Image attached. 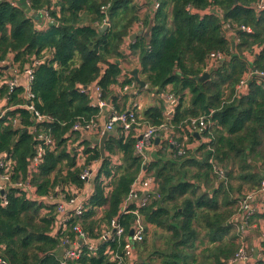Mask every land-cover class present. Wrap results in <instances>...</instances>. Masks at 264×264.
Returning a JSON list of instances; mask_svg holds the SVG:
<instances>
[{"label":"trees","instance_id":"obj_1","mask_svg":"<svg viewBox=\"0 0 264 264\" xmlns=\"http://www.w3.org/2000/svg\"><path fill=\"white\" fill-rule=\"evenodd\" d=\"M255 1L156 0L159 7L147 35L130 42L131 29L139 21L133 0H20L16 6L0 2V64L23 69L32 59L40 60L31 84L33 105L50 119L36 122L21 107L23 87L8 93L5 81L10 69L0 68V107H14L0 117V158L11 163L7 204L0 202V256L8 264H116L107 247L122 254L124 239L102 242L96 253L84 250L79 259L65 261L63 243L76 241L73 228L77 225L89 239L98 240L114 218L128 235L134 216L119 211L142 172L154 178L156 187L139 212L146 235L153 227L160 242L150 250L145 235L136 245L135 264H231L239 247L232 224L235 207L241 196L259 186L264 172L263 87L252 79L235 95L247 69L264 71V11L256 14L250 8ZM103 6H108L105 13ZM104 21L108 28L100 33ZM211 52L223 53L225 60L208 68ZM127 54L137 59L139 77L147 86L141 89L136 84L137 90L163 93L169 87L167 94L177 99L168 115L175 143L159 140V149L147 152L143 161L135 153L138 127L126 133L116 124L105 140L104 158L89 140L79 143L86 159L78 167L73 143L79 135L72 128L96 121L100 114L91 105L92 88L98 85L102 99L118 113L131 108L126 107L127 96L113 92L114 86L123 88L133 82L127 76L119 81ZM204 74L207 77L200 80ZM84 87L87 91L81 92ZM166 112L165 98L160 97L137 117L140 124L159 126L167 121ZM209 115L202 135L189 128L190 119ZM41 132L54 139L55 148H45L33 173L29 162ZM196 140L197 147L189 149L188 143ZM115 158L119 164L113 166ZM92 162L99 167L85 211L71 216L64 230L57 229L58 197L70 199L73 189L83 188L80 174ZM19 179H29L38 199L12 187ZM49 196L53 199L47 201ZM128 209L134 210L135 205ZM251 220H264V211ZM254 264H264V243Z\"/></svg>","mask_w":264,"mask_h":264},{"label":"built area","instance_id":"obj_2","mask_svg":"<svg viewBox=\"0 0 264 264\" xmlns=\"http://www.w3.org/2000/svg\"><path fill=\"white\" fill-rule=\"evenodd\" d=\"M20 0H0L1 3H8L10 6H16ZM154 2V11L159 7V4L156 0ZM108 6L101 7V11L103 13L106 12ZM250 8L254 10L256 14L264 11V0H256L251 4ZM44 17L47 19L49 23H53L52 20L48 17L47 13H43ZM103 25H108L105 23ZM226 29H229L228 25L224 26ZM242 31L250 32V29L244 26L240 28ZM225 60V55L221 52H211L207 57V66L214 67L217 66L218 63H221ZM39 59H32L31 65L24 67L23 69H19L17 66L13 64H7V62H2L0 64L1 68L7 67L9 68V77L6 79L5 84L8 87V93H13L18 87H23L24 89V104L21 106L22 108L27 109L34 116L36 122L49 121V117L38 113L33 105V93L31 92V84L33 82V74L34 69L37 65H39ZM6 69V70H7ZM256 79L257 84H261L264 90V71H257L253 68L247 69L239 83L236 85V94H240L247 87V83L249 80ZM136 82L133 80L130 85H126L122 88L125 92L129 90L131 87H135ZM87 91V88L84 87L81 89V92ZM234 95V96H235ZM90 96L92 99L91 105L93 107H97L99 112L101 113L106 108V102L102 99L101 89L98 85L94 86L90 92ZM167 108V120H169V116L173 112V108L177 103V99L171 95L166 94L164 96ZM1 104V101H0ZM14 107L10 109H1L0 107V117H2L6 111L12 110ZM137 105L133 104L130 109L125 112L118 113L117 111H113L108 117L107 122L104 124V131L111 132L113 127L118 124L126 133L138 127L137 132V141L135 143V153L140 156L143 161L147 160V150L152 147L153 141L158 138L159 140H169L172 143V139L170 136L171 126L169 124H161L159 126L153 125H143L140 124L137 117ZM136 109V110H135ZM209 116H201L199 118L190 119L189 128L195 132L197 135H202L209 125ZM17 118L14 119L13 124L15 125ZM168 123V122H167ZM97 128V123L94 119H91L88 123L81 125L79 123L75 124L72 128L73 131H94ZM33 131V128H31ZM38 145L36 147V153L31 158L30 171L37 172L38 165L40 164L42 157L44 155L45 148L52 150L55 148L54 139L44 132H41L37 136ZM173 145V144H172ZM78 160L81 162L78 167H81L85 163L86 155L83 153V147L77 150ZM184 151L180 148L178 154H183ZM114 164V165H113ZM118 161L113 159L112 165H118ZM11 163L5 164L3 157L0 158V202L3 206L7 204V186L10 182V171L9 166ZM219 175L222 174L221 171H217ZM94 177V172L91 168H85L83 172L80 174V179L86 183L92 181ZM12 187L21 189L26 191L27 197L30 199H38L34 194V189L31 186L29 179L17 180L13 182ZM156 187V183L154 178L151 175H145L142 172L137 179L134 181L131 190L129 191L127 198L122 205L119 213L121 215L132 214L134 216L130 230L128 235L125 234V228L121 225L116 218L112 219L108 228L104 229L101 233V236L98 240L89 239L88 236L80 230V227L77 225L73 228V231L76 233V241L74 243L64 242V252H63V260H76L79 259L83 254V251L86 250L90 253H96L98 250V245L102 242H107L109 244L112 243H120L121 239H124L122 244V254L117 252H112L107 247V251L111 253V261L116 264H133L136 261V248L138 244H140L146 235V225L143 220L139 209L145 207L149 203V199L151 194L154 192ZM83 189V188H82ZM74 190V196L70 199H65L64 195L58 197L56 211L58 214L57 222L58 227H62V230L65 229L66 221H68L71 216L78 217L83 214L85 211V202L87 195L83 193V190ZM92 194V192H91ZM52 196H49L46 200H52ZM130 205H135L134 210H129L128 207ZM237 211L233 215L232 224L235 227L237 237L236 242L239 247L231 259V264H254L257 258H261L262 252V244L264 243V230L259 234L258 244L260 247L257 251V258L253 260V251L248 245V236L249 232L255 227V222L251 220V218L258 213H262L264 211V172L261 174L259 186L240 197L237 207ZM72 213V214H69ZM252 221V223H251ZM130 232L132 233L130 235ZM0 264H8L5 259L0 256Z\"/></svg>","mask_w":264,"mask_h":264},{"label":"crops","instance_id":"obj_3","mask_svg":"<svg viewBox=\"0 0 264 264\" xmlns=\"http://www.w3.org/2000/svg\"><path fill=\"white\" fill-rule=\"evenodd\" d=\"M53 2H55L56 0H52ZM133 3L137 6V13H138V18L139 21L137 23L134 24L133 28L131 29L129 38L127 39L128 42H130L132 35H135V38H137L140 35H144L146 36L148 33V30L150 28V26L152 25V17L154 15V2L153 0H133ZM134 38V39H135ZM124 50H126L127 52V47H124ZM128 56L126 57V60L123 62V74L121 76V78L119 79L120 82H122L123 80H125V78H130V76L126 73L127 71H132V70H138L137 68V59L135 57H133V55L131 54H127ZM248 62H251L253 60L252 57H248ZM138 75H139V70H138ZM127 76V77H126ZM140 78V77H139ZM147 87V86H146ZM146 87L144 89H146ZM113 92L115 93V95H118L119 97L121 96H127L126 98V107L130 108L133 104L137 105V113L139 115H141V113L143 112V110H145L148 107H151L153 105H155L158 102V99H160V97L162 95H164L163 93H168L169 92V87L165 88V92L163 93H157V92H147L146 90H137L135 87H131L129 90L127 91H123L122 88H120V85H116L113 87ZM164 99V97H163ZM123 102L120 101L119 104H122ZM132 104V105H131ZM113 111H116L115 108L113 106H111L108 102L106 103V108L104 109V111H102L96 118V123H97V128L94 131H76L77 134L79 135V139L77 141H75L73 144L76 147V152L77 150H79L82 146L79 145V143L82 140H89L90 143L92 145H94V141L99 140L104 132V124L107 122L108 117L110 116L111 113H113ZM113 133V132H112ZM111 133V134H112ZM70 143H72L70 141ZM184 144L187 143L186 139H183ZM199 144L198 140L188 143L187 147H189V149H195L197 147V145ZM159 145V142L154 143V145L152 147H150L147 152H155L156 150H158L159 148L157 147ZM158 148V149H157ZM78 155V153H77ZM76 155V156H77ZM114 160L119 161L118 158H115ZM260 162V161H259ZM257 162V163H259ZM254 166H256L257 163L252 162ZM81 165V162L79 160H77V166ZM261 163H259L258 165H260ZM89 168H91L93 170V172L96 174L98 167H99V163L98 162H92L88 165ZM226 174V173H225ZM262 174V173H261ZM247 187H243L241 190L245 191ZM67 189V188H66ZM93 189V180L89 181V183H84L83 186V193L86 195H89V193L92 192ZM248 190V189H247ZM58 201V199H57ZM255 222V227L249 232V236H248V245L249 247L252 249L253 251V260H255L257 258V251L258 248L260 247V245L258 244L259 241V234L260 232H262L264 230V220H255L253 221ZM154 228L153 227H148V232L146 235V244H148V248L151 250L152 246L157 244L159 245V240H158V236H154ZM205 244H206V240ZM202 249V246H200L199 248H197V253H199V251ZM138 248H136V261H134L133 264L137 263L138 261ZM259 258V257H258Z\"/></svg>","mask_w":264,"mask_h":264},{"label":"water","instance_id":"obj_4","mask_svg":"<svg viewBox=\"0 0 264 264\" xmlns=\"http://www.w3.org/2000/svg\"><path fill=\"white\" fill-rule=\"evenodd\" d=\"M108 28V25H102L100 28H99V32L102 33L103 31H105L106 29ZM135 38V35H132L131 39H134ZM1 68V67H0ZM5 70L7 69V67L4 68ZM131 78H133V80L136 82V84L139 86V88H145L146 87V84L144 81H142L140 78H139V75H138V70H132V71H127L126 72ZM207 77V74H204L200 80H203ZM111 133L110 132H103L101 138L99 140H96L94 141V145H97L99 147V152H100V155L102 158H104L105 156V152H104V143H105V140L107 139L108 136H110ZM157 142H159V139L156 138L155 139V143L157 144ZM132 233L130 232V235Z\"/></svg>","mask_w":264,"mask_h":264},{"label":"rangeland","instance_id":"obj_5","mask_svg":"<svg viewBox=\"0 0 264 264\" xmlns=\"http://www.w3.org/2000/svg\"><path fill=\"white\" fill-rule=\"evenodd\" d=\"M107 11V10H106ZM206 62H207V59H206ZM167 93H165L164 95H162L161 97H164L165 95H166ZM187 101V100H186ZM169 120H170V118H169ZM169 120H167L166 122H164V124H168L167 122L169 121ZM113 130H114V127H113V129L111 130V132L110 133H112L113 132ZM175 143V141L174 140H172V144H174ZM237 206V205H236ZM236 208V207H235ZM251 223H252V221H251ZM235 232V231H234Z\"/></svg>","mask_w":264,"mask_h":264}]
</instances>
